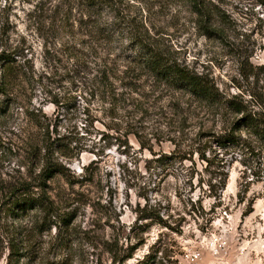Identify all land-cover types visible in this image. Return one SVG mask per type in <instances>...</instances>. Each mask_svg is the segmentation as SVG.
I'll return each instance as SVG.
<instances>
[{"label": "rangeland", "instance_id": "1", "mask_svg": "<svg viewBox=\"0 0 264 264\" xmlns=\"http://www.w3.org/2000/svg\"><path fill=\"white\" fill-rule=\"evenodd\" d=\"M45 1L0 0V61L11 56L32 71V77L15 85L13 94L0 97V264L9 263L12 243L25 256L10 264H264L261 145L251 152H218L228 181L216 199L209 191V181L217 185L211 175L215 168L205 172L196 155L193 179L177 172L161 180L149 170L153 156L142 151L133 136L126 144L101 140L105 128L99 122L88 135L81 114L84 103L81 98L78 106L74 101L81 95L76 82L86 64L68 53L56 54L60 47L47 50V35L30 20L35 6ZM117 3L131 15L151 19L168 57L208 75L223 96L264 103V0H207L218 29L214 36L203 32L197 16L180 0ZM133 45L126 34H112L105 46L110 63L121 69L132 65ZM161 90L147 130L155 135V151L174 150L168 139L175 137L179 124L187 128L177 142L188 143L201 131L220 132L224 127L221 120L227 118L197 108L182 92L177 93L181 110L175 113L165 99L172 91ZM35 111L53 120L52 139L79 133L77 140L65 139L63 145L86 148L66 162L69 174L84 178L82 184L71 188L63 180L50 183L55 208L49 216L40 210L22 213L10 205L13 189L30 181V144L38 133L30 114ZM251 206L253 212L244 216ZM144 208L172 229L152 225L151 220L139 222ZM133 249V258L123 262Z\"/></svg>", "mask_w": 264, "mask_h": 264}, {"label": "trees", "instance_id": "2", "mask_svg": "<svg viewBox=\"0 0 264 264\" xmlns=\"http://www.w3.org/2000/svg\"><path fill=\"white\" fill-rule=\"evenodd\" d=\"M180 1L187 4L197 16L199 26L206 35L214 36L218 32L213 19L214 12L207 0ZM138 17L127 13L117 0H47L38 3L30 14V20L38 25L37 30L47 35V50L50 46L55 49L60 47L55 51L56 54L68 53L69 57L74 56L86 64L79 70L83 76L76 83L81 95H75L74 101L77 106L79 98L84 103L81 114L86 117L85 130L88 135L95 130V123L99 122L105 128L101 140L108 137L126 144L129 137L133 136L141 150H147L153 156L148 161L152 165L149 170H155L156 177H161V180L177 172L193 179L191 169L197 164L194 159L196 155L200 163L205 165V172L211 167L215 168L211 175L215 177L217 185L209 181V191L210 197L217 199L228 181V174L223 169L225 160L218 152L239 148L251 152L256 144L264 149V103L223 96L208 75L199 74L168 57L158 41L161 32H155L156 27L151 19ZM116 32L126 34L134 44L132 65L126 69L112 65L105 48ZM31 75L32 71L27 69L25 62L20 63L11 56H4L0 61V97H9L15 85ZM159 89H162L161 93L166 89L172 91L165 99L172 103L175 113L181 110L177 93L182 92L194 101L191 104L196 103L197 108L205 109L206 112L214 111L215 115L227 118L221 120L224 127L220 132L201 131L188 143V140L177 142L184 136L185 124L184 127L179 124L174 132L175 137L168 139L174 145V150L169 153L155 151V135L147 130L156 108L155 95ZM54 104L59 106L58 101ZM161 112L164 113L163 110ZM30 116L38 129L37 136L31 139L30 144V181H23L18 188L13 189L10 205L22 213L40 210L49 216L53 215L55 208L51 201L50 183L63 180L71 188L82 184L84 178L79 180L76 174H69L66 162L79 157L86 148L81 145L72 148L69 143L63 145L65 139L73 142L77 140L79 133L71 132V138L52 139L50 127L53 120L40 111ZM176 124V121L172 122V126ZM188 162L190 166L186 165ZM146 209L140 211L139 222L151 220L152 225L172 229L162 217L148 213ZM252 212L251 206L243 215L249 216ZM135 250L130 251L123 262L132 259ZM24 256L18 246L12 243L8 264ZM149 263L150 260L139 262Z\"/></svg>", "mask_w": 264, "mask_h": 264}]
</instances>
